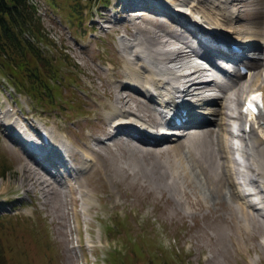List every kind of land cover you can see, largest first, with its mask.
Wrapping results in <instances>:
<instances>
[{
    "label": "rangeland",
    "instance_id": "1",
    "mask_svg": "<svg viewBox=\"0 0 264 264\" xmlns=\"http://www.w3.org/2000/svg\"><path fill=\"white\" fill-rule=\"evenodd\" d=\"M36 1L45 36L51 38L39 44L47 48V55L56 58L67 77L61 84L54 83L57 91L50 102L48 97L38 100L19 91L0 71V254L5 264H264V216L260 208L250 211V228L244 227V213L234 191L242 185L232 181L235 173L223 176L232 187L225 185L227 181L217 184L215 179L212 185L184 148L181 153L170 149L178 138L151 144L122 132L123 139L109 135L117 94L124 103L146 115L151 113L142 103L149 102L146 95L139 93L141 102L120 97L129 90L121 83L127 67L126 49H120L119 44L120 36L133 35L134 23L128 17L133 9L145 6L146 17L137 16L134 22L157 29L162 37L160 29L180 31L168 16L173 13H168L173 2L180 0ZM217 1L203 0L202 4L210 6ZM154 3L165 4L166 12H156L147 5ZM236 6L239 8L227 20L222 16L226 10L216 5L214 11L233 26V37H242L239 42L247 43L244 39L256 36L254 43L248 44V48L253 47L247 54L249 58L259 57L264 54V0H237ZM70 70L73 76H69ZM259 76L249 88L264 84V62ZM115 78L118 86L113 84ZM7 103L14 112L6 111ZM216 105L210 100L206 106ZM207 107L199 110L213 118L204 111ZM36 123L46 126L51 135L57 130L61 133L75 161L69 164L84 165V152L92 154L94 159L79 174L87 195L83 196L71 173L64 180L75 184V189L58 183L56 195L48 193L49 200L40 186L30 187L32 191L27 193L21 185V168L34 161L23 150L28 149L27 144L15 135H19L20 124L27 130ZM15 129L18 134L13 133ZM208 136L214 146L212 130ZM23 139L26 143L31 140ZM128 145L149 150L134 148L129 155ZM211 161L216 172L219 161ZM172 165L177 175L169 174ZM43 173L50 176L47 171ZM43 177L39 176V185L45 184ZM58 177L63 179L60 174Z\"/></svg>",
    "mask_w": 264,
    "mask_h": 264
},
{
    "label": "bare ground",
    "instance_id": "2",
    "mask_svg": "<svg viewBox=\"0 0 264 264\" xmlns=\"http://www.w3.org/2000/svg\"><path fill=\"white\" fill-rule=\"evenodd\" d=\"M202 2L203 0H180L179 2H173L171 5L172 7H170L172 9H168V13L171 11H173V13L171 12L168 16L171 17V21L176 22L181 29H183L185 34L187 33V37L193 36L198 43H202L201 36L209 37L205 40L207 42L212 41L215 45L218 43H227V39L234 41L239 45L240 51L220 50V52L229 55L230 60L233 59V62L231 61L227 68L222 69L224 73L221 74V78L215 76L209 78L203 77V70L197 61H195V56L198 57L199 54L201 56L204 54L206 55V51L197 49L193 42H190L185 34L180 32L181 30L176 31L173 28L167 30L160 29L159 32H162V37H160L159 33L156 32L158 31L157 29L152 30L151 28L144 27L141 23L134 22L135 19L133 18L137 16L146 17V12L148 11L145 10V6L133 9V12H131L133 14H131L130 17L126 15V17L134 23L133 35L120 36L119 38L120 49H126L125 64L127 67L125 73L126 77L121 79V83L129 88L128 91L121 93L122 95L120 97L124 98V96H128L127 98L129 99L133 98L141 102L138 98L139 93L146 95L147 101L149 102L142 103L149 106L151 113L146 115L141 109L139 110L129 105V102L124 103L121 99H118L119 95L117 94L116 101L112 104L114 111L111 116L113 121L109 135L111 137L113 136L115 140L123 139V137L120 136L122 132L135 139L145 143L150 142L151 144H158L170 138H178L179 140L175 146L169 145L170 149H177L179 150L177 152L181 153L180 149L184 148L183 151L186 150L188 156L190 155L193 160V165L198 166L200 172L204 173L206 181H209L212 185L215 179L217 184L222 185L227 181L225 185L228 184L232 187L233 184L229 183V180L223 177L226 172L235 173L234 175L236 177H242V180L245 179L243 184H247L249 188H256V192H244L243 189L241 191L240 189L243 186H238L241 187L240 189H231L232 193L234 190L239 196L237 197L238 203L244 213L243 218L245 220L243 225L246 229H249L251 224L249 219L250 215H252V212H257V210H259L260 206H258L257 202L262 203L264 201V110L259 116H253V119L250 120L251 123L249 128L246 129L244 121L249 118L248 116L251 115V112H244L241 110L243 104L241 99L246 91L250 89L249 87H252L251 85H253L255 79L260 77V64L264 62V54L252 59L246 58L248 44L251 45L254 43L252 40H254L256 36L244 39L247 43L239 42L238 40L242 39V37L239 35H237V39L233 37L232 31L235 30L233 26H228L227 22L222 20L219 12L217 10L214 11L216 5L220 6L221 10H226L225 15L222 16L227 20L228 17L230 18L229 15L233 16L234 12L239 8L236 6L237 0H219L215 2L216 4L214 3V5L210 4V6L205 5V3L202 4ZM207 4H209V2ZM147 5L148 7H152L156 12H166L164 4V6H159L156 3L152 4V6L150 4ZM184 18L190 19V21L194 19V23L199 24H194L192 30H190L187 26L188 22ZM179 22L184 24V26L180 25ZM109 25L110 24L107 26ZM125 27L128 28L127 26ZM152 32L153 35H151ZM173 44L177 47L172 46ZM218 55H222V53ZM197 77H201L197 79L199 81H193V79ZM114 82H116V78L113 80V84L116 85L117 83ZM259 88H261L264 93V84ZM228 89L229 92H226ZM210 100L215 102V104L217 103V105L215 107H207L206 105ZM179 104V107L187 108L188 117L184 122L177 124L175 129L167 130L171 133H166L162 130L160 125L164 120H171L172 117L168 110L175 108V106ZM195 104H197L198 107H196ZM200 106L207 107L204 111L213 114L211 115L213 118L207 116L208 119H205L198 115L195 109ZM6 111L14 112L10 109L9 103L6 105ZM232 118L237 119L233 124H231L230 121ZM16 121L18 123L17 119ZM151 121L157 123L160 129L155 128L156 124ZM185 123H192L194 126L188 131H180L179 128ZM212 125H214V127ZM231 125L235 127V133ZM21 126L22 124L19 126V135H15L19 142L22 141L23 136L28 139L35 133L34 129H32V133V131H24ZM211 130L215 137L214 146H212L208 136ZM184 134L187 136L181 139ZM52 137L51 143H41V147L43 146L42 149L45 151L44 156L38 154L30 145H27L28 149H25L22 144L23 150L29 154L34 163L27 164L28 166L24 169L21 168V177L24 181L21 185L25 187L27 193L32 191L30 187L35 188V185L40 186L47 200H49V192L53 196L56 195L55 189L59 188L58 183L60 185H68L69 189L72 191L75 189V184L66 183L64 176L61 174V171H65L64 175L67 176L66 172L69 170V167H67V165L69 166L68 155H70L71 150L67 143L64 142L65 139L58 130L54 132ZM241 139L242 141H240ZM31 141H33L32 138L27 143ZM179 141L182 142L178 143ZM206 141H208L210 145L209 143H205ZM128 146L130 147L128 148L129 155H131L130 153H132L134 148L144 151L149 150L131 147L130 145ZM65 147L68 148V152L63 154L62 148ZM167 150L168 148L165 151ZM208 152H211V156L207 158ZM235 153L238 154L235 155ZM23 157L29 160L28 157L24 155ZM211 158H214V160L218 159L219 161L216 172L214 170L212 171V163L214 162L211 161ZM84 159V165L75 166L73 169L75 183H78L81 187L83 196L88 194V190L84 186L79 174L90 165L94 158L90 152L85 151ZM210 163L212 164L211 166ZM205 164H209L208 169L204 166V169H207V171L202 167ZM240 165H243V167L241 168ZM53 168L56 169V171H53ZM169 168L171 169L169 170V174L175 175L176 173L173 169V165L169 166ZM252 169L253 172L251 176ZM41 171H47L50 176H47L46 173ZM36 172L39 175H35ZM31 173H33L34 176L30 178ZM59 174L63 179L58 177ZM213 174H216V176H212ZM39 176H44L43 180H46L45 184L39 185L38 182L42 180ZM236 177H233L234 179L232 181L242 185L241 179H237ZM223 179H225V181ZM176 180L178 179L175 177V181ZM169 181L170 180H168V182ZM28 183L33 186H30ZM47 183H49V185ZM173 184L175 185V182H173ZM45 185L48 187L47 191L44 188ZM245 196L248 197V200L244 199ZM255 196L260 197L259 201H252ZM261 247L264 248V236L261 240Z\"/></svg>",
    "mask_w": 264,
    "mask_h": 264
},
{
    "label": "trees",
    "instance_id": "3",
    "mask_svg": "<svg viewBox=\"0 0 264 264\" xmlns=\"http://www.w3.org/2000/svg\"><path fill=\"white\" fill-rule=\"evenodd\" d=\"M41 20L32 0H0V71L19 91L38 100L48 97L51 102L57 91L54 83L61 84L67 75L39 44L40 40L51 39L45 36ZM68 74L74 75L71 70ZM0 264H5L1 254Z\"/></svg>",
    "mask_w": 264,
    "mask_h": 264
},
{
    "label": "snow or ice",
    "instance_id": "4",
    "mask_svg": "<svg viewBox=\"0 0 264 264\" xmlns=\"http://www.w3.org/2000/svg\"><path fill=\"white\" fill-rule=\"evenodd\" d=\"M262 95H264V94H259V93L254 94V95L251 97V101L259 102V101L261 100ZM251 107H252V104H251V102H250V103H249V108H251Z\"/></svg>",
    "mask_w": 264,
    "mask_h": 264
}]
</instances>
